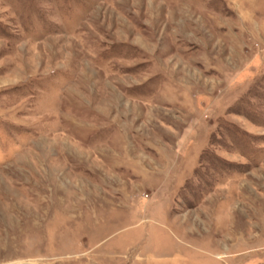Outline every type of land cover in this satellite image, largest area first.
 <instances>
[{"label": "rangeland", "instance_id": "rangeland-1", "mask_svg": "<svg viewBox=\"0 0 264 264\" xmlns=\"http://www.w3.org/2000/svg\"><path fill=\"white\" fill-rule=\"evenodd\" d=\"M264 264V0H0V264Z\"/></svg>", "mask_w": 264, "mask_h": 264}, {"label": "crops", "instance_id": "crops-1", "mask_svg": "<svg viewBox=\"0 0 264 264\" xmlns=\"http://www.w3.org/2000/svg\"><path fill=\"white\" fill-rule=\"evenodd\" d=\"M146 264H186L187 260L180 254H162L157 256H149Z\"/></svg>", "mask_w": 264, "mask_h": 264}]
</instances>
